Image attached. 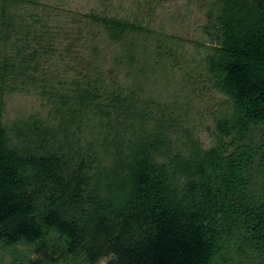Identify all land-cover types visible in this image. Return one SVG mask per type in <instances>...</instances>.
Instances as JSON below:
<instances>
[{
  "label": "trees",
  "instance_id": "obj_1",
  "mask_svg": "<svg viewBox=\"0 0 264 264\" xmlns=\"http://www.w3.org/2000/svg\"><path fill=\"white\" fill-rule=\"evenodd\" d=\"M199 10L194 56L126 18L0 0V243L56 235L87 264L264 256V0ZM194 73L219 95L210 126L181 96ZM24 97L41 110L10 118Z\"/></svg>",
  "mask_w": 264,
  "mask_h": 264
},
{
  "label": "rangeland",
  "instance_id": "obj_2",
  "mask_svg": "<svg viewBox=\"0 0 264 264\" xmlns=\"http://www.w3.org/2000/svg\"><path fill=\"white\" fill-rule=\"evenodd\" d=\"M52 6L61 7L78 13H91L93 11L104 13L112 17H122L141 26L166 33L181 39L180 44L186 54L197 55V50L191 48V42L202 36L201 26L205 24L203 13L199 10L201 0H41ZM112 58L111 49L108 51ZM114 60L116 57H113ZM112 58V59H113ZM107 66L116 68L115 63L108 62ZM115 69V70H116ZM194 80L187 83L181 96H189V101L195 103L197 113L202 115L200 121L206 126L207 114L215 108L213 97L217 95L211 88L207 79L194 73ZM214 104V105H213ZM10 118L20 112L30 113L34 108L39 109V103L33 97H24L11 103ZM205 115V117H203ZM206 118V119H205ZM205 141H207L205 139ZM208 142V141H207ZM63 241L56 235H51L37 243L20 242L13 246L0 243V264H87L83 251L79 250L72 255H66ZM111 256L105 257L97 264H107ZM213 264H264V256H259L250 250L249 245L236 241L224 249L215 258Z\"/></svg>",
  "mask_w": 264,
  "mask_h": 264
}]
</instances>
